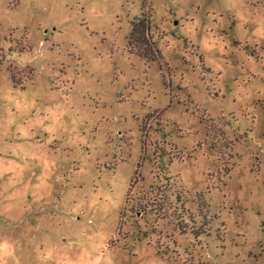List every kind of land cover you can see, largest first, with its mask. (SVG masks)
<instances>
[{
	"label": "rangeland",
	"instance_id": "1",
	"mask_svg": "<svg viewBox=\"0 0 264 264\" xmlns=\"http://www.w3.org/2000/svg\"><path fill=\"white\" fill-rule=\"evenodd\" d=\"M0 264H264V0H0Z\"/></svg>",
	"mask_w": 264,
	"mask_h": 264
},
{
	"label": "trees",
	"instance_id": "2",
	"mask_svg": "<svg viewBox=\"0 0 264 264\" xmlns=\"http://www.w3.org/2000/svg\"><path fill=\"white\" fill-rule=\"evenodd\" d=\"M149 23V20L142 17L132 23L128 45L132 51L146 60L155 61L159 58V53L149 37Z\"/></svg>",
	"mask_w": 264,
	"mask_h": 264
}]
</instances>
